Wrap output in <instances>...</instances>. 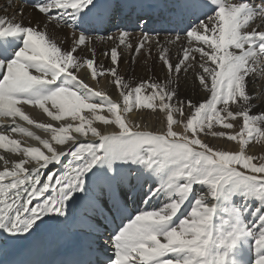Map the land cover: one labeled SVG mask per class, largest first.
<instances>
[{
    "label": "snow or ice",
    "instance_id": "obj_1",
    "mask_svg": "<svg viewBox=\"0 0 264 264\" xmlns=\"http://www.w3.org/2000/svg\"><path fill=\"white\" fill-rule=\"evenodd\" d=\"M32 7L47 21L79 28L81 34L64 50L39 25L0 16V120L9 125L0 130V150L19 157L0 154L5 165L0 171V235L27 239L41 225L66 224L69 202L87 201L75 234L95 236L96 250L107 257L95 264H264V161L253 163L255 158L244 150L252 138H264V112L252 114L255 97L247 91L258 67L264 74V31L259 30L264 0H168L163 18L181 26L175 39L185 37L188 46L175 65L168 49L161 47L159 60L169 73L166 83L148 80L134 88L118 75V48H111V62L117 67L107 71L123 107L77 75L86 67L96 80L105 70L97 69L94 58L81 61L74 53L86 44L88 32L112 26L125 13L142 26L154 22L150 10L157 5L147 0H35ZM141 36L133 48L129 34L120 31L119 45L139 54L151 39L148 33ZM194 53L202 61L197 79L210 96L198 105L186 101L191 115L185 122L174 118V113L184 116V102L180 108L172 103L176 92L170 85L173 71L178 78L185 62L195 60ZM23 106L40 110L49 121L37 122ZM133 108L158 109L165 114L166 130L130 126L124 114ZM238 117L243 124L239 133L213 131L217 125L232 129L231 121ZM96 122L119 131L102 134L93 126ZM175 124L183 131H175ZM89 133L97 143L79 140ZM201 133L229 141L239 137L240 150H215L201 140ZM65 160L62 173L49 171L41 178V170ZM142 178L144 184H154L146 192L138 183ZM133 193L145 203L158 197L164 203L125 215ZM186 204L189 210L181 215ZM113 209L121 222L105 238L99 228L108 229L98 221L107 220ZM115 219L112 216L113 224ZM88 250H93L91 243Z\"/></svg>",
    "mask_w": 264,
    "mask_h": 264
},
{
    "label": "bare ground",
    "instance_id": "obj_2",
    "mask_svg": "<svg viewBox=\"0 0 264 264\" xmlns=\"http://www.w3.org/2000/svg\"><path fill=\"white\" fill-rule=\"evenodd\" d=\"M33 2L35 3V0H33ZM147 2H151L157 5L156 8L150 10L152 17L155 14H158L157 16L153 17L154 22L149 23L147 26H142L140 24L138 26H131L133 16L129 17L127 13H125L121 16H118L113 21L112 26H104L98 30L103 31V33L97 34L96 31L88 32V40L86 41V44L83 46H79L78 51L74 53V55H76L81 61H83L85 58H94L95 66L97 67V69L105 70V74L98 75L96 80H93L91 78V75L86 67L81 69L77 73V75L95 91L104 92L114 102H118L121 107H123V103L122 98L119 94V90L114 87L113 77L107 71L108 69L117 67L114 66L111 62V48H118V75L123 78V80L130 87L134 88L135 86H137V81H148L154 79L156 81H159V83H166L169 73L167 69L163 67L162 62L159 60V51L161 47L168 49V56L170 58V62L175 65L178 63L179 59L183 57L182 49L188 46V42L185 37L181 36L180 40L175 39L176 33L180 30L181 26H178L175 22L169 23L163 18V16L166 15L164 5L168 2V0H147ZM17 10H20L23 14L17 16L15 14ZM0 16L8 17L9 19L14 20L15 22L23 23L26 26L31 25L35 27L39 25V27L42 30H46L47 34L52 37L57 42L58 46H60L64 50H70L73 47L74 42L79 38V35L81 34V29L79 28L69 27L63 22L57 25L56 21L54 20L51 22L47 21L42 14L36 11L32 7V5L27 3V0H3V2L2 0H0ZM125 22H127V24H125ZM165 23L167 26L166 31L164 30ZM123 25H125V28H122ZM257 25H259V22H257ZM154 30H159V32L152 33ZM259 30L264 31V25H259ZM120 31H124L129 34L128 39L133 45V48L137 45L140 40L143 39V37L141 36V32L148 33L151 39L148 43L145 44L144 49L139 54H136L134 51L130 52L125 46L119 45L118 33ZM109 36H115L117 37V39H108ZM157 40L159 41V43H157ZM149 49H151L150 55ZM105 53L108 54L105 55ZM193 55L196 57L195 60H189L185 62V65L182 66V70L178 74V78L177 74L174 71L172 74V83H175L177 86L175 91V98L181 102H184V107L187 106L186 101L188 100H191L193 104L198 105L199 103L206 101L210 96L209 92L203 89V87L199 83V80L197 79V73L202 71L199 67V64L202 62L200 60V56L198 53H194ZM189 64L191 65V67H188ZM185 67L187 68L186 71L184 70ZM247 91L250 95L255 97V99L251 101L252 114L264 112V74L259 71V67L256 75L249 79ZM23 107L25 111H27L28 114L37 122L49 121V118L44 116L40 110L30 108L28 106ZM232 108L233 111L237 110L235 105H233ZM186 109L189 111L188 108ZM146 111L142 109L137 110L133 108L129 113L124 114V118L130 126L139 124L141 126V130L152 132L155 121L153 115H151L152 113L150 114ZM105 113L108 114L106 111ZM162 121L163 119H161L158 126L160 130L159 132H163L162 130L165 129L164 123ZM19 124L36 132L42 138H50L45 136V134L41 130L26 125L22 121L19 122ZM7 127H9L7 121L0 120V130L5 129ZM103 130V134H110L112 132H115V127L108 125ZM174 130L177 132H182L183 127L180 124H175ZM16 138L21 139L27 144L35 145L36 143L35 141H32L30 138L27 137L17 136ZM202 141L205 142L203 138ZM85 142L97 143L98 140L95 137H91V139ZM253 146L254 142L250 141L248 150L250 154L254 151V149H252ZM60 147L61 146H57L58 149ZM224 147L228 149L232 148V145L229 142H225ZM239 149L240 146L238 145L234 147L235 151H238ZM0 154L5 155L6 157H10V154L3 152V150H0ZM10 158L19 159V157L14 156H11ZM66 164L67 160H65L64 164L62 165H52L48 169L41 170V178L44 179L49 171L55 172L57 174L62 173L64 171V165ZM10 166L11 165H8V167ZM4 167L5 165L3 161H0V171H2ZM28 167H32V165H29ZM113 167L115 168L117 167V165H114ZM138 183L144 184L143 178ZM152 186H154L153 181L148 180L147 184H144V191L146 192L148 187ZM137 191H140L139 187L137 188ZM35 203L36 202L33 201V204ZM163 203L164 199L159 197L153 198L150 202L145 203L142 199V196L139 195H136L134 199L127 200V205L135 209L134 213H136V211L138 210L158 209ZM87 205V201L81 202L79 204H73L69 202L66 209L68 214V222L66 224L41 225V227L34 231L32 235L29 236L27 239H6L3 235H0V263H3V261L6 259L10 252L14 251L21 253L20 248H22L26 243L33 241L37 237H42L46 240H53L55 243H59L62 245L66 244L67 242L77 240L84 243L86 245L87 250L88 244L91 243L92 248H95V251H99L96 250L94 239H92L91 237L84 236L77 237L75 234L77 226L80 224L86 210L88 209L86 208ZM188 210L189 205L186 204L181 211V215L186 214Z\"/></svg>",
    "mask_w": 264,
    "mask_h": 264
},
{
    "label": "rangeland",
    "instance_id": "obj_3",
    "mask_svg": "<svg viewBox=\"0 0 264 264\" xmlns=\"http://www.w3.org/2000/svg\"><path fill=\"white\" fill-rule=\"evenodd\" d=\"M2 2H3V0H2ZM21 11L20 10H17L16 12H15V14L17 15V16H20L21 14ZM26 18V17H25ZM71 40V39H70ZM86 59V58H85ZM151 81H153V82H157V83H159V81H156V80H151ZM143 81H137V85H139L140 83H142ZM114 87H116L115 86V84H114ZM170 87H172L175 91H176V88H177V86H176V84L175 83H172L171 85H170ZM147 91H151L150 89L149 90H147ZM210 94V93H209ZM178 99H176L175 97H174V99H173V101H172V103H174V105L177 107V108H180L181 107V101H179ZM231 107V109H233L232 107H233V105H231L230 106ZM186 108H188L187 106L186 107H184V105H183V111H184V116L183 117H181L180 115H179V113H174V118L175 119H177V120H184L185 122H186V119H187V117L188 116H190L191 115V112L190 111H188ZM142 110H144V111H146V112H149L151 115H153V118H154V121H155V123H154V127H153V130H152V132H159L160 130H159V128H158V126H159V123H160V121H161V119H163V123H164V127H165V129L164 130H162V131H165L166 130V117H165V114L164 113H161L158 109L155 111V112H153L152 110H150V109H142ZM98 114H100V115H104V116H106V117H108V114H106L105 113V111H98ZM162 114V115H161ZM85 115H88V113H85ZM155 115V116H154ZM156 117H158V118H156ZM156 118V119H155ZM233 124H234V127L232 128V129H222V128H220L218 125L217 126H215L214 127V129H213V131H215V132H226V133H229V134H233V135H235V134H237V133H239L240 132V130H241V128H242V126H243V124H242V118H240V117H238L237 118V120H235V121H231ZM75 123H78V121L77 122H75ZM162 124V123H161ZM93 126H95V127H97L98 129H99V131L103 134L104 133V128L106 127L105 125H103V124H100L99 122H96V123H94V125ZM110 126H114L115 127V125H110ZM119 130L115 127V132H118ZM208 132V130L207 129H205V133H207ZM205 133H201L200 134V138H201V140H202V138L205 140V142L204 143H206V144H208L210 147H212L213 149H215V150H218V151H228V152H232V153H236V152H238V151H235L234 150V147H236V145H238V146H240L239 145V143H238V140H239V137H238V140L237 141H229V140H227V138L226 137H218V136H213V135H211V134H207V135H205ZM208 136V137H207ZM91 134L89 133V135L87 136V137H79V140L80 141H82V142H85V141H87V140H89V139H91ZM215 137V138H214ZM246 139H247V137H245ZM213 139H214V141H213ZM215 139H217V140H215ZM219 139V140H218ZM209 140V141H208ZM219 141V142H218ZM221 141H224V142H221ZM250 141H252V142H254V146L252 147V149H254V151L253 152H251V154L248 152V150H249V143L248 144H246L245 145V148H244V150H245V154L246 155H249V156H253L255 159L253 160V163H260L261 161H264V138H260V139H256L255 137L254 138H252L251 140H249V142ZM225 142H229L231 145H232V148H228V149H226V147H224V143ZM90 143V142H89ZM220 144V145H219ZM57 147V146H56ZM225 148V149H224ZM256 150V151H255Z\"/></svg>",
    "mask_w": 264,
    "mask_h": 264
}]
</instances>
